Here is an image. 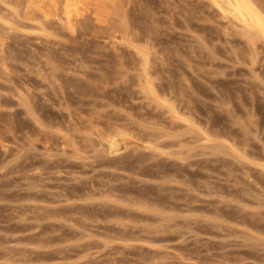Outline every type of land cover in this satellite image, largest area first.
<instances>
[{"label": "rangeland", "instance_id": "rangeland-1", "mask_svg": "<svg viewBox=\"0 0 264 264\" xmlns=\"http://www.w3.org/2000/svg\"><path fill=\"white\" fill-rule=\"evenodd\" d=\"M4 1L10 3L9 0ZM208 1L209 0H168L167 2V0H124L123 2V0H120V13L124 14L126 20L124 23L119 22L118 24L122 25V27L119 25L118 28L121 30L124 29V26L127 31L122 34L125 33L124 37L128 36V34L129 36L123 38L122 34L120 35V31H118L120 38L117 39V42L120 41L119 39L123 41L121 43H116L115 46L109 47L107 45L111 44L106 43V45L103 43V41H101V34H98L99 32H97V35H99L100 38L97 36L94 38V36L91 35L88 38V41L89 39L97 41L95 42L96 44L93 41L82 44L84 42L83 35L82 37L81 35L77 37V40H72L67 36L68 32H64V34L66 33L65 39H63V35H61L62 38H58L62 43H57L52 41L54 40L52 34L57 30L55 27H53V30L51 27H47L48 29L43 31L37 26L35 28L28 20L24 21L23 18H21L20 21L18 20V22L16 21L15 24H13V28L9 29L10 31H5L7 28L4 29L5 26H0V34H2L3 31V34L7 33L8 35L5 39V46H7L4 49L7 48L8 50L10 47L14 46L11 49L18 48L19 51H12L11 49L8 51H12L15 57H19L21 53L24 55H22L24 58L19 57L18 60L15 59L17 61L13 60L14 62H12L15 64L13 68L16 67L18 69L19 65L23 67H20L21 69L19 68L18 71L17 69H13L12 82L5 83L0 78V82L2 83H0V87L2 88V86H5V88L11 89L9 90L10 92L6 91L7 88L5 90L4 88L0 89L1 98H3V100L5 99V103H3L2 100L1 110H11L10 116L4 114L3 117L1 116L0 118V140L2 141H0V264H264V230L258 227V225L264 224V195H262L264 192L261 193L262 191L260 188L263 186L264 174L260 172L259 166L257 167L258 164H264V85H262L264 84V46L261 41H257V45H261L259 47L260 49L258 48V56L255 60L258 62H255L257 65H255L254 62L251 63L249 60L251 54L249 53V55V51H246V48L248 49L246 41L243 40L244 38L242 36L236 33L238 29L236 30V27L231 22L229 25V20L227 18H220L223 16L216 10V7ZM257 1L261 2V5L264 6V0ZM127 2L128 4H126ZM200 2L203 3L201 4ZM259 2L257 3L258 6ZM0 5L2 7L4 6L2 3ZM10 6H14V4L10 3ZM189 14L191 16H189ZM195 14L197 17H195ZM201 14H203V16ZM131 15H133L134 18L136 17L135 21H133L134 19L133 16L131 18ZM207 16L209 17L207 18ZM137 18L140 20H137ZM150 19L152 21H148ZM134 22L141 28L133 24ZM143 22L145 24L142 25L141 23ZM21 23L22 27L20 26V28L19 25H21ZM24 23H26V25H23ZM231 24H233L236 31L232 29ZM14 25L15 27L18 25L19 28L17 27L15 29ZM132 25L137 27V30ZM23 26H26V28ZM132 28L135 29L136 32H141L143 29L149 32L147 31L146 33L143 30L141 33L142 35L137 32L142 36L140 38V36H137L138 34H136L135 30L132 31ZM152 28H154V30H152ZM228 28L230 31H233L230 32L227 30ZM11 30L14 32L15 30L17 32L19 31V34L16 32L15 36L14 32ZM201 30L202 34L200 32ZM45 32L51 35L47 37L44 35ZM144 32L145 35H143ZM231 33H234L233 35L235 38ZM235 33L240 36V38ZM35 35L36 37H34ZM38 36L41 40H38ZM134 36L138 39L134 38ZM67 37L68 39H66ZM130 37H133V39H129ZM11 38L13 41H11ZM78 38H81V40H78ZM8 39H11V42H9ZM134 39L139 41H134ZM68 40L72 44L68 42ZM48 41L49 43H45ZM98 41L102 42V46H99L100 48L97 46V44H100ZM146 41L149 42L147 43ZM224 41L225 43H223ZM18 42H20L22 46L19 45L20 43ZM90 42H93L95 46L93 44L91 46L89 45L90 47L88 46L87 49L86 45L91 44ZM210 42L212 44H210ZM8 45L12 46L8 48ZM66 45L68 46L66 47ZM82 45H84V47ZM19 46L22 48H19ZM47 46L48 48H46ZM80 46H82L81 48L85 49V51L80 49L79 52ZM93 46L95 48H93ZM61 47L64 49L67 48L64 55V49ZM96 47H98V49ZM105 47L107 48L105 49ZM111 47H113V49L116 47L115 50L118 54H115V50H113V52H115L113 53ZM43 48L48 52L56 49L57 51L53 50L54 53L51 54L56 56L60 55V60L58 62H56V60V63H54H58L59 65L63 64L64 66L62 67H65L64 69L62 67L60 68L57 64L59 66L58 76L60 73H64L58 78L60 81L59 83L64 87L62 88H66L65 90H61L65 92L68 90L64 94V96L67 97H64L59 89L57 90L59 93L57 92L56 95V84H52L50 80L42 79L35 73L33 74V72L27 71L28 67H32L33 64L35 66L37 61L39 65L43 64L44 70L49 71V67L44 65L43 60L41 61L42 58L40 59L39 57V54L43 55ZM91 48L94 50H91ZM137 49L140 53L143 51L142 53H146L148 56L149 54H154V56H156V58H152V56L149 57L157 64L160 72V75H158L160 77L158 75H153L154 77L152 76L151 78H154L153 82L155 84L160 82L166 90V92L160 91L161 93L157 96L161 98L158 97V99L163 100V102L165 100L167 104L174 105L176 108L178 107L177 110L180 112V115L183 118H187L193 124V132H188L186 131L188 128L184 125V122H175V125H178H176L174 132H184V136H191L194 143L190 145L193 148L190 151L191 155L186 159L153 153L146 148L134 149L133 146L109 149L107 148V142H105L103 138H100L107 134L105 131L109 130L107 126L109 121L115 119L113 123L115 122L114 124L116 125L124 123L126 122V118L123 119L122 117L126 116L124 114L127 113L134 114L133 118L136 114L141 112H146L148 114L154 113L156 119H160L159 122L163 120L161 122L163 124L167 123L169 120L167 118L168 113L161 115V110L155 107L152 101L149 99L147 100L137 84L138 77L136 79L134 78L136 73L137 75L135 76H138L142 72L139 58L140 53H138ZM238 49L239 51H236ZM71 50L78 51L75 56H87L86 60L93 59L91 61L95 64L97 62V66H93L94 63L91 61L90 63H92V65L88 62L90 66L87 61L86 65L84 63L83 67L76 66V64L78 65L77 61L71 62L73 58L69 56L75 54V52ZM27 51H31L32 53H28L31 56L26 58L25 56L28 55ZM45 51L44 53H46ZM101 51H103L104 54H102L103 52ZM5 52L9 53L7 51ZM19 52L21 53L19 54ZM96 52L97 55L101 53L102 56H97ZM16 53H18V55ZM79 53H84L86 55L83 54L84 56H82V54L79 55ZM33 55L36 56V58H33ZM88 55L90 56L88 57ZM59 57H57V59H59ZM65 57L67 58L65 59ZM115 57L120 58V63H116V66L115 63L113 64ZM209 57L211 58L210 60ZM37 58H39L42 63H39L40 61ZM19 59L22 61H19ZM94 59H96V61H94ZM25 60L29 61L26 65ZM31 61L34 63L29 65ZM130 63L132 66H130ZM134 63L137 64L135 65ZM104 64L108 67H105ZM68 66L71 67L67 68ZM103 66L108 69H104ZM111 66L113 68H111ZM98 67L111 73L112 69L117 71L119 69L120 74H116L115 76L114 73L112 76L118 81H111L105 88L107 94V100H105L107 105L92 106L91 104L93 103L90 101V99L92 100L93 98L91 96L92 85L90 84L99 74V71L96 70ZM137 67L138 69L140 68L139 70L141 71H139ZM205 67L209 68L208 71ZM79 69L83 70L84 73L79 71ZM210 69H212V71ZM22 70H24V72ZM120 70H122V72ZM89 71L97 74V76L94 74L91 75ZM14 72H16L17 75L20 72V78ZM75 72L79 73L76 74ZM80 72L83 73V76ZM214 74L217 75L215 76ZM20 75H24L25 77L23 76V78L29 76L27 78L30 79L26 81H30V85L33 84L30 90L37 89V87L43 88L32 91V105L37 102L35 103L36 105L34 104L33 108H35V117L38 116L34 121H31V117L26 114L24 107L16 100V95L20 90L21 93H25L23 86V90L21 87H19L20 90L17 87L22 83L19 82V79L22 78ZM182 75L185 77L187 86ZM213 75L214 77H212ZM249 75H251L252 78ZM16 76L19 79L16 78ZM31 76L33 78L35 77L33 79L34 81L31 80ZM71 76L74 78H71ZM157 76L159 78H157ZM160 78L163 80L161 81ZM15 79L16 83L19 82V84L14 82ZM22 79L21 81H25ZM82 79H85L86 82L85 80L82 82ZM241 80L243 82H240ZM78 81L79 86L77 85ZM171 83L174 86H171ZM191 83L193 84L191 85ZM217 83L220 84L216 85ZM6 84L11 85V88ZM38 84L41 85L39 86ZM66 84L68 88L65 86ZM70 84L73 88L70 87ZM87 86H91V90ZM172 87L174 89H172ZM38 90L39 93L42 91L44 94L41 93V96ZM11 91L15 96L12 95ZM170 91L177 92V94L179 93V96L176 97L177 94L174 92L175 96H173V93ZM184 91L186 92L184 93ZM34 94L36 95L35 98ZM58 94L61 96V99L60 97H56ZM82 94L85 97H82ZM38 95L41 97H38ZM46 97L48 100H45ZM79 97L82 98L80 99ZM58 98L60 100H58ZM77 99L79 102L81 101L80 104ZM188 99L191 100L188 101ZM61 100L63 102L66 100L64 102L65 106L61 107V105H64ZM161 100L160 102H162ZM59 101L61 103H59ZM37 104L40 105L38 106ZM43 104H45V106ZM68 105L70 108H67ZM152 105L155 109L151 108ZM72 106L74 109H71ZM41 108L43 109L42 111ZM78 108L80 111H75V109L79 110ZM87 108L90 109L88 110ZM91 108L95 109L98 114H93L95 110L93 111ZM71 110H74L72 111L73 113L78 112L76 114L77 118L80 116L79 119L83 121L73 116L75 113H70ZM118 111L119 113L116 114ZM38 112L44 115L41 116ZM13 113L15 115H13ZM52 114H54L55 117ZM45 115L46 117H43ZM108 116H111L109 120ZM115 116L116 118H114ZM71 118L75 120L73 121ZM93 119L95 121H93ZM150 120L147 119V121ZM164 120H167V122ZM69 123H71V126H69ZM74 123H76V125ZM78 123H80V127L77 125ZM101 127L104 128L102 129ZM157 128L161 129L162 127L160 125L157 126ZM258 129H261V132ZM230 130L233 132L230 133ZM47 131L52 135L50 136ZM196 132L198 133L196 134ZM244 132L249 138H247V142H249L251 147L253 146L252 150L255 151L254 153L257 151L259 153L254 154V157H250L248 159L249 162L236 160V158L221 152L216 153L208 149H203V147L199 145L201 140L197 141V136L205 133L209 136L213 135V140L226 139L232 142L234 138H237L236 140L238 142L240 138H243ZM102 133H105L103 134L104 136L101 135ZM53 135L57 136L53 137ZM235 135H237V137ZM60 136L62 137L59 138ZM84 136L87 137L84 138ZM232 136H234V138ZM88 137H90V139ZM62 138L63 141L65 139L66 144L61 140ZM74 139L75 143H72ZM79 139H81L80 141L82 143ZM66 145H70V147ZM81 148L83 149L81 150ZM249 149L251 148L249 147ZM87 156L90 158H87ZM248 175L251 177H248ZM255 186H257V188ZM136 195H138V197ZM168 197L169 199H166ZM129 198H135L134 200L140 199L143 203L138 202L139 204H130L127 200ZM124 199L127 201H124ZM261 199H263V201H260ZM156 200H158L159 204ZM144 203L149 206H145ZM255 203L256 205L258 204L257 207ZM161 204H164L166 208ZM259 205L261 206L259 207ZM255 208L257 210H255ZM115 212L116 214L119 213V216L116 215ZM126 213H129L127 214L128 216ZM218 213L222 214L220 215ZM123 214L126 215L127 218L126 216L124 217ZM248 214L249 216H246ZM250 214L253 215V218L250 217ZM168 217L169 219L167 220ZM159 222H161V224H159ZM255 222L256 226L251 224ZM257 227L258 229H256ZM106 229L107 232H105ZM109 229L110 231H108ZM120 231L123 232V235ZM110 232L113 234L110 235ZM127 232L132 233L130 235ZM104 233L106 238L103 235Z\"/></svg>", "mask_w": 264, "mask_h": 264}, {"label": "bare ground", "instance_id": "bare-ground-1", "mask_svg": "<svg viewBox=\"0 0 264 264\" xmlns=\"http://www.w3.org/2000/svg\"><path fill=\"white\" fill-rule=\"evenodd\" d=\"M10 1V3H13L14 4V6H10V3L7 1H4V0H0V2L2 3V4H4V6L2 7L1 5H0V26L1 27H3V26H5L4 27V29L5 28H7L5 31H8L9 29H12L13 28V24H15V22L17 21L18 22V20L20 21V19L21 18H23L24 19V21H26V20H28L29 22H30V24H33L34 25V27L36 28V26L37 27H39L40 29H42L43 31L45 30V29H48L47 27H51L52 28V30H53V27H55L56 29V31L52 34V36L54 37V40H52V41H54V42H57V43H59L60 41H59V37H61V35H63V39H65L64 37L66 36L65 34H64V32H68V35L67 36H69V38L70 39H72V40H75L77 37H80V35H81V37H82V35L84 36V42L83 41H81V42H83L82 44H85V43H89V41H93L92 39H89V41H88V38H89V36L91 35V36H94V38H95V36H97L98 38H100L99 37V35H97V32H99L98 34H101L100 36L102 37V40L101 41H103V43H107V44H111V45H107L108 47L109 46H115V44L116 43H118V42H122L123 40H121V39H119L120 41H118L117 42V39L118 38H120L119 37V33H118V31H120V35L123 33V32H125V31H127V29L123 26V28L124 29H119L118 28V26L120 25V24H118L119 22H125V17H124V14L122 15L121 13H120V7H121V4H120V0H9ZM183 1V0H182ZM198 1V0H197ZM215 7H216V10L223 16V17H220V18H227L228 20H226V21H228V23H229V25H230V22L231 23H233L234 24V26L236 27V30L238 31H236L235 30V27L233 26V24H231V26H232V29H234L235 31H236V33L237 34H239L240 36H242L244 39L243 40H245L246 41V44H247V47H248V49L246 48V51L248 50L249 52H248V54L250 53L251 54V57H250V62L251 63H253L254 62V64L255 65H257V63H255V62H258V61H255L256 60V57L258 56L257 54H258V50L260 49L259 47L261 46H258L257 44V41L259 42V41H261V43L263 44V46H264V13H263V11H264V6L263 5H261V2H259V1H257V0H209ZM208 1V2H209ZM123 2H124V0H123ZM122 2V3H123ZM167 2H168V0H167ZM185 2V1H184ZM259 2V6L257 5V3ZM264 2V1H263ZM0 3V4H1ZM133 3V2H132ZM135 3V2H134ZM199 3V2H198ZM201 3V2H200ZM203 3V2H202ZM201 3V4H202ZM204 3H206V2H204ZM126 4H128V2L126 3ZM182 4V3H181ZM207 4V3H206ZM149 5V4H148ZM209 5V4H208ZM126 6V5H125ZM141 6V5H140ZM196 6V5H195ZM214 6H212V7H214ZM263 6V7H262ZM146 7V6H145ZM260 7H262V8H260ZM122 9V8H121ZM146 9V8H145ZM148 9V8H147ZM215 9V8H214ZM125 10V9H124ZM149 10H150V8H149ZM187 10V9H186ZM215 10V11H216ZM263 10V11H262ZM200 11V10H199ZM126 12V11H125ZM131 12V11H130ZM129 12V13H130ZM185 12V11H184ZM135 13V12H134ZM186 13H187V11H186ZM218 13V14H219ZM133 14V13H132ZM185 14V13H184ZM200 14V13H199ZM220 14H219V16H220ZM143 15V14H142ZM146 15V14H145ZM148 15V14H147ZM150 15H152V14H150ZM183 15V14H182ZM196 15V14H195ZM194 15V16H195ZM202 16H203V14H201ZM200 15V16H201ZM206 15H208V14H206ZM210 15V14H209ZM127 16V15H126ZM132 16L133 15H131V18H132ZM189 16H191L190 14H189ZM188 16V17H189ZM129 17V16H128ZM187 17V18H188ZM195 17H197V15L195 16ZM209 16H207V18H208ZM130 18V17H129ZM136 18V17H135ZM135 18H134V16H133V21H135ZM144 18V17H143ZM150 18H151V16H150ZM204 18V17H203ZM206 18V17H205ZM145 19V18H144ZM143 19V20H144ZM147 19H149V18H147ZM146 19V20H147ZM184 19V18H183ZM193 19V18H192ZM119 20H121V21H119ZM137 20H140V19H138L137 18ZM185 20V19H184ZM203 20V19H202ZM205 20V19H204ZM223 20V19H222ZM128 21H129V19H128ZM148 21H152L151 19L150 20H148ZM186 21V20H185ZM188 21H189V18H188ZM22 22V21H21ZM90 22V23H89ZM141 22V21H140ZM212 22V21H211ZM28 23V22H27ZM139 23V22H138ZM191 23V22H190ZM30 24H28V25H30ZM126 24V23H125ZM132 24V23H131ZM133 24H135V22L133 23ZM137 24V23H136ZM135 24V25H136ZM140 24V23H139ZM142 25L143 24H145L144 22L143 23H141ZM148 24V23H147ZM185 24V23H184ZM201 24V23H200ZM225 24V23H224ZM19 25V24H18ZM18 25H17V27H18ZM23 25H26V23H24ZM127 25V24H126ZM149 25V24H148ZM206 25V24H205ZM22 27V23H21V25H19V27ZM121 27H122V25H120ZM129 26V25H128ZM133 26V25H132ZM137 26V25H136ZM153 26V25H152ZM14 27H15V25H14ZM17 27H15V29L17 28ZM18 27V28H19ZM20 27V28H21ZM23 27H25L26 28V26H23ZM134 27V26H133ZM138 27V26H137ZM137 27H134V28H136V30H137ZM140 27V26H139ZM138 27V28H139ZM220 27V26H219ZM230 27V26H229ZM234 27V28H233ZM30 28V27H29ZM50 28V29H51ZM128 28V27H127ZM131 28V27H130ZM141 28V27H140ZM146 28V27H145ZM205 28V27H204ZM1 29V28H0ZM23 29V28H22ZM49 29V30H50ZM97 29V30H96ZM143 29V28H142ZM148 29V28H147ZM198 29H200V28H198ZM226 29V28H225ZM130 30V29H129ZM133 30H135V29H133L132 28V31ZM136 30H135V32H136ZM138 30H141V29H138ZM144 30V29H143ZM143 30L141 31V32H138L139 34H141L142 32H143ZM152 30H154V28H152ZM204 30V29H203ZM221 30V29H220ZM227 30H229V28L227 29ZM1 31V30H0ZM10 31V30H9ZM12 31V30H11ZM145 31V30H144ZM148 31V30H147ZM147 31H145L146 33H147ZM230 31V30H229ZM231 31H233V30H231ZM230 31V32H231ZM234 31V32H235ZM12 32H14V31H12ZM11 32V33H12ZM16 30H15V32H14V34H15V36H16ZM19 32V31H18ZM17 32V33H18ZM40 32H41V30H40ZM135 32H132V33H135ZM136 32V34H138ZM145 32H144V34L143 35H145ZM149 32V31H148ZM154 32V31H153ZM201 32V34H202V30L200 31ZM1 33V32H0ZM42 33V32H41ZM155 33V32H154ZM153 33V34H154ZM223 33V32H222ZM228 33V32H227ZM235 33V34H236ZM13 34V33H12ZM19 34V33H18ZM21 34V33H20ZM24 34V33H23ZM125 34V33H124ZM124 34H122V36H123V38H125V37H128L129 36V34H128V36H125L124 37ZM137 35V36H140V35ZM149 34V33H148ZM199 34V33H198ZM197 34V35H198ZM232 34V33H231ZM230 34V35H231ZM234 34V33H233ZM232 34V35H233ZM236 34V35H237ZM22 35V34H21ZM44 35H46L47 37H49L51 34H49V33H47V32H45L44 33ZM142 35V34H141ZM222 35H224V34H222ZM227 35V34H226ZM121 36V37H122ZM132 36V35H131ZM211 36V35H210ZM238 36V35H237ZM236 36V37H237ZM240 36H238L239 38H240ZM8 37V35H7V33H4L3 34V31H2V34H0V78H1V80L2 81H4L5 83L6 82H12V80H13V69L14 70H16L17 68L15 67V68H13L14 67V65L15 64H13L12 62H14L13 60H15V59H17L18 60V58L19 57H23L24 55H23V53H21V52H19V54H20V56L18 57H15V54H12L13 52V50H15V51H19L18 50V48H14V49H11V48H13V47H10L9 48V46H12V45H8V48L9 49H11L10 51L11 52H9L8 50H7V48L6 49H4L6 46H5V39ZM19 38H21L20 36H18ZM22 37H23V35H22ZM34 37H36V35L34 36ZM41 37V36H40ZM45 37V36H44ZM46 37V38H47ZM142 36H140V38H141ZM149 37V36H148ZM198 37H199V35H198ZM215 37V36H214ZM233 37L235 38V36L233 35ZM242 37H241V39H242ZM10 38V37H9ZM24 38H26V37H24ZM38 38H39V36H38ZM62 38V37H61ZM93 38V37H92ZM97 38V39H98ZM134 38H136L135 36H134ZM150 38V37H149ZM205 38V37H204ZM208 38V37H207ZM219 38V37H218ZM222 38V37H221ZM228 38H229V36H228ZM12 39V38H11ZM10 39V40H11ZM22 39V38H21ZM33 40H36V39H34V38H32ZM66 39H68V37L66 38ZM129 39H133V37L131 38H129ZM128 39V40H129ZM136 39H138V38H136ZM210 39V38H209ZM208 39V40H209ZM222 39H224V38H222ZM226 39V38H225ZM9 40V39H8ZM9 40V42H11V41H13V39L10 41ZM27 40V39H26ZM38 40H41L40 38L38 39ZM56 40V41H55ZM77 40V39H76ZM78 40H81V38L79 39L78 38ZM149 40V39H148ZM207 40V39H206ZM211 40V39H210ZM218 40V39H217ZM216 40V41H217ZM235 40V39H234ZM240 40V39H239ZM238 40V41H239ZM14 41H15V37H14ZM16 41H18V40H16ZM45 41V40H44ZM134 41H137V40H135L134 39ZM139 41V40H138ZM137 41V42H138ZM141 41V40H140ZM150 41V40H149ZM148 41V42H149ZM219 41V40H218ZM232 41V40H231ZM231 41H230V44H231ZM8 42V41H7ZM68 42H70L69 40H68ZM94 43L95 42H97V41H93ZM91 43V44H87L86 46H87V49H88V46L90 45H94L95 46V44L94 43ZM99 42V41H98ZM124 42H126V41H124ZM132 42V41H131ZM147 42V41H146ZM147 42V43H148ZM200 42V41H199ZM204 42V41H203ZM212 42V41H211ZM210 42V44H212ZM15 43V42H14ZM18 43H20V42H18ZM25 43H26V41H25ZM41 43V42H40ZM45 43H49V41L48 42H45ZM60 43H62V42H60ZM71 43V42H70ZM77 43V42H76ZM100 44L98 45L97 44V46L99 47V46H102L101 45V43L102 42H99ZM133 43V42H132ZM158 43V42H157ZM162 43V42H161ZM201 43V42H200ZM206 43V42H205ZM208 43H209V41H208ZM223 43H225V41L223 42ZM234 43V42H233ZM241 43V42H240ZM243 43H244V41H243ZM7 44H9V43H7ZM16 44H17V42H16ZM72 44V43H71ZM71 44H70V46H71ZM81 44V43H80ZM134 44V43H133ZM143 44V43H142ZM145 44V43H144ZM150 44V43H149ZM153 44V43H152ZM158 44H160V43H158ZM202 44V43H201ZM207 44V43H206ZM245 44V43H244ZM243 44V45H244ZM260 44V43H259ZM19 45H21V43L19 44ZM27 45V44H26ZM41 45V44H40ZM43 45V44H42ZM48 45V44H47ZM75 45V44H74ZM141 45V44H140ZM139 45V46H140ZM151 45V44H150ZM163 45V44H162ZM235 45V44H234ZM239 45V44H238ZM16 46H18V45H16ZM22 46V45H21ZM21 46H19V48L21 47ZM50 46V45H49ZM62 46H65V45H62ZM68 45H66V47H67ZM83 47H84V45H82ZM82 46H80L79 47V52H80V49H82L81 47ZM89 46V47H90ZM93 46V48H95ZM119 46V45H118ZM207 46H208V44H207ZM212 46V45H211ZM232 46H233V44H232ZM240 46V45H239ZM37 47V46H36ZM65 47V48H66ZM72 47H74V46H72ZM77 47H78V45H77ZM98 47H96L97 49H98ZM161 47V46H160ZM229 47V46H228ZM246 47V46H245ZM22 48V47H21ZM28 48V47H27ZM46 48H48V46L46 47ZM61 48H63V47H61ZM93 48H91V50L93 49ZM100 48V47H99ZM107 47H105V49H106ZM112 48V52H113V50H115L116 49V47H115V49H113V47H111ZM235 48V47H234ZM242 48V47H241ZM259 48V49H258ZM52 49V48H51ZM60 49V48H59ZM58 49V50H59ZM64 49V48H63ZM63 49H61V50H63ZM69 49H70V47H69ZM75 49V48H74ZM104 49V50H105ZM142 49V48H141ZM227 49V48H226ZM28 50V49H27ZM47 50V49H46ZM54 50V49H53ZM52 50V51H53ZM56 50V49H55ZM54 50V51H55ZM82 50H84L85 51V49H82ZM89 50H90V48H89ZM94 50V49H93ZM103 50V51H104ZM108 50V49H107ZM106 50V51H107ZM150 50V49H149ZM213 50V49H212ZM230 50V49H229ZM234 50V49H233ZM5 51H7V52H9V53H6ZM14 51V52H15ZM24 51V50H23ZM29 51V50H28ZM27 51V54L28 53H32L31 51L30 52H28ZM44 51H45V49L43 48V55H40L39 53V57H40V59H41V61L43 60V63H44V65H47L48 67V69H49V71H46V70H44V66H43V64L42 65H39L37 62H36V65L34 66V64H33V66L32 67H28V69H27V71L28 72H33V74L35 73L37 76H39L40 78H42V79H48V80H50V82L52 83V84H56V88H55V93H56V95H57V92L59 93V91H57L58 89L60 90V93L61 94H63V96H64V94L68 91V90H66V92L65 91H63V90H65V89H63L64 87L62 86V84L61 83H59L60 81H59V76L60 75H62V74H64V73H60V75L58 76V67L60 66V68L62 67V66H64L63 64H61V65H59L58 63V65L57 64H55L56 62H58L59 60H60V55H52L53 53H54V51L52 52V51H45L46 53H44ZM57 51V50H56ZM67 51V48L66 49H64V52H63V55H64V53ZM69 51V50H68ZM72 51V50H71ZM87 51V50H86ZM103 51H101V52H103ZM105 51V52H106ZM119 51V50H118ZM137 51H138V53H140L139 52V50L137 49ZM141 51V50H140ZM146 51V50H145ZM236 51H239V49L238 50H236ZM241 51H242V49H241ZM240 51V52H241ZM245 51V50H244ZM25 52V51H24ZM72 52H75V54H71V55H69V56H71L73 59H72V61L71 62H76L77 61V63H78V65L76 64V66H78V67H83V65H84V63H85V65H86V61H87V63L89 62L90 63V61L91 60H93V59H91V60H86V57H81V56H75L76 54H77V52L76 51H72ZM82 52V51H81ZM95 52V51H94ZM116 52V53H115ZM115 52H113V53H115V54H118V52L115 50ZM143 51H141V53H140V63H141V69H142V72H141V74H139L138 76H135V75H137V73L135 74V73H133V74H135L134 75V78L136 79L137 77V84H138V86H139V88H140V90H141V92H142V94H144V96L147 98V100L149 99L150 101H152L155 105V107H158L159 108V110H161L160 111V113H161V115L162 114H167L168 113V116H167V118L169 119L168 120V122H167V120L165 121V122H167V123H165V124H163V123H161V122H159L160 121V119L159 120H157L156 119V117L154 116V113L153 114H148V113H146V112H141V113H138V114H136L135 115V117L133 118V115L134 114H124V115H126V116H123L122 114V118L124 119V118H126V122H124V123H121V124H118V125H116V124H114L113 123V121H115V119L114 120H111L112 121V123H111V121H109V123H107V126L109 127L108 129L109 130H107V131H105V132H107V134L104 136L103 134H105V133H102L101 135L102 136H104V137H100L101 139L103 138V140L105 141V142H107V144H108V147L107 148H109V149H113V148H120V147H130V146H133L134 147V149L135 148H146V149H148L149 151H151V152H153V153H158V154H165V155H167V156H175L176 158H179V159H186V158H188L190 155H191V153H190V151H191V149L193 148L192 146H190L191 144H194L193 143V140L191 139V136H189V137H185L184 136V132H180V131H178V132H174V129L176 128V125H178V124H176L175 125V122H184V125L188 128L186 131H188V132H193V124H192V122H190L187 118H183L181 115H180V112H178V107L176 108L174 105H169V104H167L166 102H165V100H164V102H163V100H161L162 102H160V100L158 99V97L159 96H157V95H159V93H161V92H166V90L164 89V87H163V85L159 82L158 84H155L154 82H153V79L154 78H151L153 75L155 76V75H160V72H159V68L157 67V64L154 62V60L152 59L153 57H155L156 58V56H154V54L153 55H150L149 53V56H152V58H150L146 53H142ZM147 52V51H146ZM163 52V51H162ZM208 52V51H207ZM213 52V51H212ZM222 52H224V51H222ZM232 52V51H231ZM52 53V54H51ZM89 53V52H88ZM122 53V52H121ZM236 53H239V52H236ZM17 55H18V53H16ZM26 54V53H25ZM33 54H34V52H33ZM56 54H57V52H56ZM59 54H61V53H59ZM82 54V56H84V55H86V54H84V53H81ZM80 53H79V55H81ZM84 54V55H83ZM92 54V53H91ZM102 54H104V52L102 53ZM102 54L100 53V54H98L97 55V52H96V55L97 56H99V55H101L102 56ZM110 54V53H109ZM152 54V53H151ZM210 54V53H209ZM215 54V53H214ZM223 54V53H222ZM243 54V53H242ZM244 54H246V53H244ZM249 54V55H250ZM263 54V53H262ZM14 55V56H13ZM23 55V56H22ZM36 55V54H35ZM112 55V54H111ZM122 55V54H121ZM129 55V54H128ZM137 55V54H136ZM212 55V54H211ZM227 55H228V53H227ZM230 55V54H229ZM241 55V54H240ZM239 55V56H240ZM28 56H31V55H26L25 57L27 58ZM69 56H67V57H69ZM90 55H88V57H89ZM92 56H93V54H92ZM132 56V55H131ZM233 56V55H232ZM236 56H237V54H236ZM243 56V55H242ZM248 56V55H247ZM36 58V56H34L33 55V58ZM38 57V56H37ZM57 57H59V59H57ZM67 57H65V59L67 58ZM103 57H105V56H103ZM108 57V56H107ZM120 57V56H119ZM130 57V56H129ZM133 57V56H132ZM222 57V56H221ZM230 57V56H229ZM246 57V56H245ZM261 57V56H260ZM24 58V57H23ZM25 58V59H26ZM31 58V57H30ZM63 58V57H62ZM91 58V57H90ZM90 58H87V59H90ZM121 58V57H120ZM120 58H117V57H115L114 59H115V61H113V64L115 63V66H116V63H120ZM232 58H234V57H232ZM38 60H39V58H37ZM69 59V58H68ZM134 59V58H133ZM208 59V58H207ZM211 58L209 57V60H210ZM216 59V58H215ZM242 59V58H241ZM261 59H262V57H261ZM260 59V60H261ZM17 60H15V61H17ZM29 60H31V59H29ZM57 60V61H56ZM64 60V59H63ZM109 60H110V58H109ZM108 60V61H109ZM135 60V59H134ZM133 60V61H134ZM137 60H138V58H137ZM186 60H187V58H186ZM249 60H248V62H249ZM19 61H22V60H20L19 59ZM18 61V62H19ZM40 61V60H39ZM39 62V63H42V62ZM56 61V62H55ZM66 61V60H65ZM94 61H96V59H94ZM185 61V60H184ZM212 61H214V60H212ZM211 61V62H212ZM240 61V60H239ZM245 61H246V59H245ZM244 61V62H245ZM263 61V60H262ZM261 61V62H262ZM24 62V61H23ZM22 62V63H23ZM25 65L29 62L28 60L26 61L25 60ZM55 62V63H54ZM70 62V61H69ZM91 62H93V61H91ZM128 62V61H127ZM165 62V61H164ZM187 62V61H186ZM203 62H204V60H203ZM202 62V63H203ZM32 63H34V62H32L31 61V63H29V65L30 64H32ZM88 63V64H89ZM94 63V62H93ZM99 63V62H98ZM106 63H107V61H106ZM111 63V62H110ZM110 63H108V64H110ZM124 63V62H123ZM139 63V64H140ZM217 63V62H216ZM259 63H260V61H259ZM64 64H66V63H64ZM91 65H92V63H90ZM90 64H89V66H90ZM96 64H97V62H96ZM95 63H94V65L93 66H95L96 65ZM99 64H101V63H99ZM128 64H129V62H128ZM131 64V63H130ZM135 64V63H134ZM137 64V63H136ZM135 64V65H136ZM138 64V65H139ZM195 64H197V63H195ZM215 64V63H214ZM17 65V64H16ZM19 65V64H18ZM23 65V64H22ZM68 65H70V64H68ZM74 65V64H73ZM72 65V66H73ZM105 65V64H104ZM198 65V64H197ZM207 65V64H206ZM97 66V65H96ZM95 66V67H96ZM99 66V65H98ZM101 66V65H100ZM120 66V65H119ZM124 66V65H123ZM127 66V65H126ZM130 66H132V64L130 65ZM184 66V65H183ZM253 66V65H252ZM264 66V65H263ZM262 66V67H263ZM23 68L22 66H18V69L19 68ZM71 67V66H70ZM69 66L67 67V68H70ZM75 67V66H74ZM77 67V68H78ZM102 67V66H101ZM101 67H98L96 70H98L99 71V74H98V76H97V74H95V73H91L90 71V73H91V75H96L97 77H95V81L93 80V82L90 84V85H92V87H91V89H90V87H88L92 92H91V96L93 97L92 98V100L90 99V101L93 103V104H91L92 106L93 105H107L106 104V96H107V94H106V91H105V88H106V86H107V84H109L111 81L112 82H115V81H118V80H115V77H113L112 75L115 73V76H116V74H120V72H119V69H118V71L117 70H115V69H112V73L111 72H107V70H104V69H108V68H104V66H103V68H101ZM105 67H108V66H106L105 65ZM175 67V66H174ZM181 67H182V65H181ZM260 67V66H259ZM20 68V69H21ZM25 68V67H24ZM63 68V67H62ZM65 68V67H64ZM63 68V69H64ZM76 68V69H77ZM111 68H113L112 66H111ZM127 68H128V66H127ZM217 68H218V66H217ZM256 68V67H255ZM18 69H17V71H18ZM46 69V68H45ZM75 69V68H74ZM85 69V68H84ZM92 69V68H91ZM137 69H138V67H137ZM140 69V68H139ZM138 69V70H139ZM182 69V68H181ZM205 69L208 71V69L209 68H206L205 67ZM214 70H216L215 68H213ZM254 69V68H253ZM87 70V69H86ZM94 70V69H93ZM114 70V71H113ZM129 70V69H128ZM138 70H137V72H138ZM173 70V69H172ZM183 70V69H182ZM211 71H212V69H210ZM23 72H24V70H22ZM70 71H72V70H70ZM69 71V72H70ZM79 71H82L83 72V70H80L79 69ZM121 72H122V70H120ZM139 71H141V70H139ZM174 71V70H173ZM180 71V70H179ZM189 71H190V69H189ZM219 71V70H218ZM63 72V71H62ZM82 72H80L81 73V75L84 73H82ZM88 72V73H89ZM119 72V73H118ZM161 72H163V71H161ZM176 72V71H175ZM185 72V71H184ZM215 72V71H214ZM217 72V71H216ZM220 72V71H219ZM259 72V71H258ZM15 74H16V72H14ZM20 73V72H19ZM19 73H18V77H19ZM27 73V72H26ZM76 73V72H75ZM77 73H79V72H77ZM76 73V74H77ZM86 73V72H85ZM87 73V74H88ZM191 73V72H190ZM248 73V72H247ZM14 74V75H15ZM177 74V73H176ZM186 74V73H185ZM185 74H184V76H185ZM222 74H224V73H222ZM236 74V73H235ZM25 75H28V74H25ZM70 75V74H69ZM124 75V74H123ZM129 75V74H128ZM158 75V76H159ZM215 75V74H214ZM214 75L212 76V77H214ZM217 75V74H216ZM215 75V76H216ZM226 75V74H225ZM232 75V74H231ZM257 75H258V73H257ZM256 75V76H257ZM16 76V78H18ZM21 76V75H20ZM24 76V75H23ZM23 76H21L22 78H23ZM79 76V75H78ZM83 76V75H82ZM81 76V77H82ZM85 76V75H84ZM112 76V77H111ZM153 76V77H154ZM157 76V78H159ZM177 76V75H176ZM183 76V75H182ZM181 76V77H182ZM183 76V77H184ZM188 76V75H187ZM186 76V77H187ZM208 76H210V75H208ZM207 76V77H208ZM219 76V75H218ZM229 76V75H228ZM249 76H251V75H249ZM25 77V76H24ZM27 77H29V76H27ZM26 77V78H27ZM32 77V76H31ZM70 77V76H69ZM73 76H71V78H72ZM211 77V76H210ZM221 77V76H220ZM219 77V78H220ZM222 77H224V76H222ZM260 77V76H259ZM20 78V77H19ZM18 78V79H19ZM21 78V79H22ZM26 78H23L25 81H21V79H19V82L22 84H20L19 86H17L18 88L19 87H21L22 88V86H23V88H24V90H25V93H21V90H20V88H19V92H18V94L16 95L17 96V99L16 100H18V102H19V104H21L23 107H24V109H25V111H26V114L29 116V117H31V121H34V120H36V118L38 117V116H36L35 117V108H33L34 107V104L35 103H37V102H35L33 105H32V101H33V99H32V94H33V92L32 91H36L37 89H43V88H38L37 87V89L35 88V89H33V90H30L31 88V85H33V84H29L30 83V81L29 82H27L26 80H29L28 78L26 79ZM35 78V77H34ZM33 77H32V81H34L33 79H34ZM62 78V77H61ZM74 78V77H73ZM79 78V77H78ZM86 78V77H85ZM116 78H119V77H116ZM131 78V77H130ZM163 78V77H162ZM218 78V79H219ZM231 78V77H230ZM230 78H228V79H230ZM251 78H252V76H251ZM22 79V80H23ZM65 79V78H64ZM124 79H125V77H124ZM133 79V78H132ZM161 79V78H160ZM180 79H182V78H180ZM187 79V78H186ZM216 79V78H215ZM227 79V78H226ZM71 80V79H70ZM73 80H75V79H73ZM85 80V79H84ZM84 80L82 79V82H84ZM91 80H92V78H91ZM134 80V79H133ZM156 80V79H155ZM163 79H161V81H162ZM179 80V79H178ZM204 80V79H203ZM214 80V79H213ZM240 80V79H239ZM239 80H238V83H239ZM18 81V80H17ZM67 81V80H66ZM123 81V80H122ZM136 81V80H135ZM180 81V80H179ZM184 81H185V77H184ZM210 81V80H209ZM222 81V80H221ZM232 81V80H231ZM237 81V80H236ZM249 81H250V79H249ZM248 81V82H249ZM14 82L16 83V79L14 80ZM19 82H17L18 84H19ZM61 82H63V81H61ZM65 82V81H64ZM73 82V81H72ZM71 82V83H72ZM85 82H86V80H85ZM126 82V81H125ZM124 82V83H125ZM129 82V81H128ZM127 82V83H128ZM156 82H157V80H156ZM186 82V81H185ZM217 82V81H216ZM215 82V83H216ZM227 82V81H226ZM240 82H243L242 80L240 81ZM251 82H253V81H251ZM1 83V82H0ZM16 83V84H17ZM36 83V82H35ZM34 83V84H35ZM65 83H68V82H65ZM79 81L77 82V85L79 86ZM81 83V82H80ZM90 83V82H89ZM214 83V84H215ZM221 83V82H220ZM219 83V84H220ZM237 83V84H238ZM260 83H262V82H260ZM2 84V83H1ZM37 84V83H36ZM74 84V83H73ZM73 84H72V86H73ZM88 84V83H87ZM136 84V85H137ZM193 83H191V85H192ZM218 83L216 84V85H219ZM232 84H233V82H232ZM253 84V83H252ZM7 86H10L9 88H11V85H9V84H6ZM29 85V86H28ZM39 85V84H38ZM41 85V84H40ZM39 85V86H40ZM134 85H135V83H134ZM133 85V86H134ZM170 85V84H169ZM173 84L171 83V86H172ZM239 85V84H238ZM262 85H264V84H262ZM1 86V85H0ZM65 86H67V84L65 85ZM75 86V85H74ZM174 86V85H173ZM186 86H187V82H186ZM199 86V85H198ZM237 86V85H236ZM240 86V85H239ZM238 86V87H239ZM249 86V85H248ZM33 87H36V86H33ZM41 87H43V86H41ZM63 87V88H62ZM70 87H71V84H70ZM192 87V86H191ZM4 88V90L7 88H5V86H2V88L0 87V89H3ZM23 88H22V90H23ZM45 88V87H44ZM67 88H68V86H67ZM71 88H73V87H71ZM71 88H69V89H71ZM136 88H137V86H136ZM199 88V87H198ZM249 88V87H248ZM54 89V88H53ZM61 89H63V90H61ZM78 89V88H77ZM88 89V90H89ZM167 89V88H166ZM172 89H174L173 87H172ZM176 89V88H175ZM188 89V88H187ZM196 89V88H195ZM236 89V88H235ZM246 89V88H245ZM253 89V88H252ZM258 89V88H257ZM9 90H11V89H6V91H8V92H10ZM13 90V89H12ZM46 90V89H45ZM84 90V89H83ZM170 90V89H169ZM189 90V89H188ZM198 90V89H197ZM3 91V90H2ZM44 91V90H43ZM46 91H48V90H46ZM70 91V90H69ZM161 91V92H160ZM176 91V90H175ZM193 91V90H192ZM222 91V90H221ZM238 91V90H237ZM4 92V91H3ZM71 92V91H70ZM73 92H75V91H73ZM82 92V91H81ZM169 92V91H168ZM167 92V93H168ZM171 92V91H170ZM174 92V91H173ZM173 92H171V93H173ZM179 92V91H178ZM186 91H184V93H185ZM189 92H190V90H189ZM194 92H195V90H194ZM11 93H12V91H11ZM15 93V92H14ZM35 93H37V92H35ZM38 93H39V90H38ZM41 93H42V91H41ZM41 93H39L40 95H41ZM46 93V92H45ZM75 93H77V92H75ZM78 93H80V92H78ZM86 93H87V91H86ZM175 93V92H174ZM174 93H173V96H175L174 95ZM42 94H44V93H42ZM49 94V93H48ZM74 94V93H73ZM90 94V93H89ZM166 94V93H165ZM175 94H177V92L175 93ZM179 94V93H178ZM176 95V97L177 96H179V95ZM189 94H191V93H189ZM228 94V93H227ZM249 94V93H248ZM253 94V93H252ZM4 95H5V93H4ZM12 95L13 96H15V94H13L12 93ZM40 95H38V97L40 96ZM88 95V94H87ZM172 95V94H171ZM182 95V94H181ZM192 95V94H191ZM232 95V94H231ZM236 95V94H235ZM261 95V94H260ZM35 94H34V98H35ZM42 96V95H41ZM40 96V97H41ZM45 96V95H44ZM82 97H85V96H83V94L81 95ZM89 96V95H88ZM236 96H238V95H236ZM37 97V98H38ZM49 97V96H48ZM56 97H60V99H61V96H59V94H58V96H56ZM64 97H67V96H64ZM69 97V96H68ZM71 97H73V96H71ZM81 97V98H82ZM188 97V96H187ZM191 97V96H190ZM189 97V98H190ZM245 97V96H244ZM256 97V96H255ZM263 97V96H262ZM6 98V97H5ZM14 98V97H13ZM44 98V97H43ZM80 98V97H79ZM80 98V99H81ZM90 98V97H89ZM159 98H161V97H159ZM171 98H173V97H171ZM183 98V97H182ZM216 98V97H215ZM219 98V97H218ZM221 98V97H220ZM228 98V97H227ZM249 98V97H248ZM59 98H58V100H60ZM65 99V98H64ZM106 99V100H105ZM180 99V98H179ZM185 99V98H184ZM252 99V98H251ZM261 99V98H260ZM2 100H3V98H1V93H0V118H1V116L3 117V115L5 114V115H7V116H10L11 115V110H1L2 108H1V105H2ZM5 100V99H4ZM4 100H3V103H5L4 102ZM34 100H36V99H34ZM40 100H41V98H40ZM45 100H48L47 99V97L45 98ZM56 100V99H55ZM67 100V99H66ZM65 100V101H66ZM74 100V99H73ZM73 100H72V102H73ZM175 100V99H174ZM187 100V99H186ZM191 100V99H190ZM189 99H188V101H190ZM254 100V99H253ZM264 100V99H263ZM37 101V100H36ZM42 101H44V100H42ZM41 101V102H42ZM62 101V100H61ZM64 101V102H65ZM68 101H70V100H68ZM67 101V102H68ZM77 101H78V99H77ZM85 101V100H84ZM89 101V102H90ZM183 101V100H182ZM220 101V100H219ZM218 101V102H219ZM251 101V100H250ZM9 102V101H8ZM15 102V101H14ZM64 102L62 101V103L64 104ZM75 102V101H74ZM79 102V101H78ZM81 102V101H80ZM80 102H79V104H80ZM112 102V101H111ZM178 102V101H177ZM185 102H187V101H185ZM184 102V103H185ZM244 102V101H243ZM253 102V101H252ZM46 103V102H45ZM48 103V102H47ZM52 103V102H51ZM54 103V102H53ZM59 103H61L60 101H59ZM76 103V102H75ZM184 103H183V105H184ZM188 103V102H187ZM220 103H221V101H220ZM240 103V102H239ZM41 104V103H40ZM39 104V105H40ZM49 104V103H48ZM244 104V103H243ZM248 104V103H247ZM36 105V104H35ZM38 105V104H37ZM38 105V106H39ZM44 106H45V104H43ZM61 105V104H60ZM69 105H70V103H69ZM67 106V108H70V106ZM83 105V104H82ZM149 105V104H148ZM245 105V104H244ZM10 106V105H9ZM52 106H54V105H52ZM62 106H65V104L64 105H61V107ZM78 106V105H77ZM87 106H88V103H87ZM87 106H85V107H87ZM89 106H90V103H89ZM126 106V105H125ZM153 106V105H152ZM151 106V108L153 109H155V107L153 106L152 107ZM221 106V105H220ZM223 106V105H222ZM247 106V105H246ZM5 107H6V105H5ZM37 107V106H36ZM97 107V106H96ZM132 107V106H131ZM149 107H150V105H149ZM223 107H225V106H223ZM222 107V108H223ZM257 107V106H256ZM259 107V106H258ZM44 108V107H43ZM94 108H95V106H94ZM150 108V109H151ZM226 108V107H225ZM238 108H239V106H238ZM248 108V107H247ZM254 108H255V106H254ZM7 109H9V108H7ZM64 109V108H63ZM71 109H74L73 108V106L71 107ZM77 109V108H76ZM75 109V111H80V109L79 110H76ZM88 110L90 109V108H87ZM125 109V108H124ZM22 110V109H21ZM43 109L41 108V111H42ZM66 110V109H65ZM70 110V109H69ZM82 110V109H81ZM91 110H95V109H93V108H91ZM159 110H158V113H159ZM247 110V109H246ZM251 110V109H250ZM17 111V110H16ZM58 111V110H57ZM72 111H74V110H71L70 111V113L72 112ZM84 111V110H83ZM115 111V110H114ZM227 111V110H226ZM46 112V111H45ZM62 112V111H61ZM112 112V111H111ZM225 112V111H224ZM238 112V111H237ZM236 112V113H237ZM39 114H40V112H38ZM52 113V112H51ZM60 113V112H59ZM73 113V112H72ZM75 113V115H73ZM72 115L73 116H76V114L78 113H76V112H74ZM82 113V112H81ZM98 114V112H96V110L93 112V114ZM107 113V112H106ZM119 113V111L118 112H116V114H118ZM121 113V112H120ZM232 113V112H231ZM254 113H255V111H254ZM25 114V115H26ZM36 114H37V112H36ZM47 114V113H46ZM61 114H63V113H61ZM60 114V115H61ZM100 114V113H99ZM108 114V113H107ZM112 114V113H111ZM244 114V113H243ZM13 115H15L14 113H13ZM41 116L42 115H44V114H40ZM53 116H54V114H52ZM58 115V114H57ZM68 115V114H67ZM80 115V114H79ZM89 115V114H88ZM92 115V114H91ZM110 115V114H109ZM237 115V114H236ZM238 115H240V114H238ZM245 115V114H244ZM28 116H27V118H28ZM47 116H48V114H47ZM81 116H82V114H81ZM95 116V115H94ZM97 116V115H96ZM98 116H100V115H98ZM114 116V115H113ZM120 116V115H119ZM6 117V116H5ZM43 117H46V115L45 116H43ZM55 117V116H54ZM67 117V116H66ZM85 117V116H84ZM104 117V116H103ZM137 117V118H136ZM139 117V118H138ZM165 117V116H164ZM7 118V117H6ZM5 118V119H6ZM57 118V117H56ZM62 118V117H61ZM60 118V119H61ZM69 118H70V114H69ZM76 118H77V116H76ZM79 118H80V116H79ZM79 118H77V119H79ZM83 118V117H82ZM89 118H90V116H89ZM111 118V116L109 117L108 116V120ZM113 118V117H112ZM114 118H116V116L114 117ZM120 118V117H119ZM243 118V117H242ZM4 119V118H3ZM40 119V118H39ZM42 119V118H41ZM46 119V118H45ZM52 119V118H51ZM72 120H73V118H71ZM91 119V118H90ZM96 119V118H95ZM101 119V118H100ZM99 119V120H100ZM122 119V120H123ZM139 119V120H138ZM147 119H151L150 121H147ZM249 119V118H248ZM254 119V118H253ZM11 120V119H10ZM9 120V121H10ZM48 120V119H47ZM54 120V119H53ZM59 120V119H58ZM68 120V119H67ZM75 120V119H74ZM73 120V121H74ZM80 120V119H79ZM97 120V119H96ZM106 120V119H105ZM121 120V119H120ZM8 121V122H9ZM44 121V120H43ZM60 121V120H59ZM80 121H83V120H80ZM86 121V120H85ZM84 121V122H85ZM93 121H95L94 119H93ZM124 121V120H123ZM238 121V120H237ZM244 121V120H243ZM242 121V122H243ZM41 122V121H40ZM60 122H62V121H60ZM106 122H108V121H106ZM208 122V121H207ZM231 122V121H230ZM250 122V121H249ZM10 123V122H9ZM43 123V122H42ZM44 123H45V121H44ZM88 123V122H87ZM99 123V122H98ZM41 124V123H40ZM53 124V123H52ZM55 124H56V122H55ZM54 124V125H55ZM70 125L69 126H71V123H69ZM75 125H76V123H74ZM80 123H78L77 125H79ZM82 124H84V123H82ZM97 124V123H96ZM244 124V123H243ZM247 124H249V123H247ZM57 125V124H56ZM55 125V126H56ZM63 125H64V122H63ZM89 125V124H88ZM161 125V129H159V128H157V126H160ZM217 125V124H216ZM220 125V124H219ZM251 125V124H250ZM38 126V125H37ZM44 126V125H43ZM53 126V125H52ZM68 126V125H67ZM84 126H86V125H84ZM90 126V125H89ZM100 126V125H99ZM107 126H104V127H107ZM229 126V125H228ZM245 126H248V125H245ZM61 127V126H60ZM79 127H80V125H79ZM92 127V126H91ZM98 127V126H97ZM103 127V128H104ZM183 127V126H182ZM217 127V126H216ZM223 127V126H222ZM58 128V127H57ZM83 128V127H82ZM102 128V127H101ZM102 128V129H103ZM246 128H249V127H246ZM71 129H73V128H71ZM91 129V128H90ZM242 129V128H241ZM251 129V128H250ZM249 129V130H250ZM36 130H37V128H36ZM43 130V129H42ZM61 130V129H60ZM66 130V129H65ZM65 130H63V131H65ZM70 130V129H69ZM197 130V129H196ZM247 130V129H246ZM258 130H260V132H261V129H258ZM39 131V130H38ZM67 131V130H66ZM73 131V130H72ZM185 131V130H184ZM231 131V130H230ZM242 131H243V129H242ZM248 131V130H247ZM40 132V131H39ZM48 132V131H47ZM75 132V131H74ZM94 132V131H93ZM214 132V131H213ZM233 131H231L230 133H232ZM50 132H48V134H49ZM186 133V132H185ZM198 132H196V134H197ZM206 133H208V132H206ZM212 133V132H211ZM250 133V132H249ZM257 133V132H256ZM256 133H255V137H256ZM40 134V133H39ZM42 134V133H41ZM44 134V133H43ZM47 134V135H48ZM75 134H76V132H75ZM209 134V133H208ZM208 134H203V135H199V136H197V141L198 140H201V143L199 144L201 147H203V149H208V150H210L211 152H216V153H218V152H221V153H224V154H228V155H230V156H232V157H234V158H236V160L238 159V160H241V161H244V162H249V158L250 157H254V154H256V153H258V151L256 152V153H254L255 151H253L252 150V147L249 145V142H247V136L245 135V132H244V134H243V138H240V140L237 142V138H234V136H232L233 138H234V141H232V142H230L229 140H226V139H223V140H213V135H211V136H209ZM215 134V133H214ZM241 134V133H240ZM253 134H254V132H253ZM258 134V133H257ZM50 135V134H49ZM52 135V134H51ZM50 135V136H51ZM78 135V134H77ZM83 135V134H82ZM190 135V134H189ZM221 135V134H220ZM229 135V134H228ZM55 136H57V135H55ZM54 135H53V137H55ZM71 136H72V134H71ZM188 136V135H187ZM193 136H195V135H193ZM221 136H223V135H221ZM236 137H237V135H235ZM250 136V135H249ZM62 136H60L59 138H61ZM73 137V136H72ZM76 137V136H75ZM87 137V136H86ZM85 136H84V138H86ZM212 137V138H211ZM224 137V136H223ZM222 137V138H223ZM240 137V136H239ZM238 137V138H239ZM242 137V136H241ZM258 137V136H257ZM52 138V137H51ZM74 138V137H73ZM73 138H71V139H73ZM78 138V137H77ZM81 138V137H80ZM89 139H90V137H88ZM98 138V137H97ZM216 138V137H215ZM227 138V137H226ZM251 138V137H250ZM99 139V138H98ZM220 139V138H219ZM231 139V138H230ZM249 139V138H248ZM62 141H63V138L61 139ZM76 140H78V139H76ZM81 139H79V141H80ZM92 140V139H91ZM235 140H236V142H235ZM1 141V140H0ZM71 141H73V140H71ZM90 141V140H89ZM94 141V140H93ZM97 141V140H96ZM249 141V140H248ZM251 141V140H250ZM2 142V141H1ZM64 144H66V142H65V139H64ZM69 142H70V140H69ZM81 142V141H80ZM100 142V141H99ZM195 142V141H194ZM60 143H61V141H60ZM72 143H75V139H74V142H72ZM82 143V142H81ZM92 143V142H91ZM95 143V142H94ZM195 143H197V142H195ZM70 144H71V142H70ZM264 144V143H263ZM72 145V144H71ZM78 145V144H77ZM61 146V145H60ZM64 146V145H63ZM66 146H69L70 147V145H66ZM65 147V146H64ZM75 147L77 148V146L75 145ZM133 147H131V148H133ZM249 147L251 148V149H249ZM255 147V146H254ZM61 148V147H60ZM66 148V147H65ZM73 148V147H72ZM258 148H260V147H258ZM70 149V148H69ZM75 149V148H74ZM83 148H81V150H82ZM254 149V148H253ZM76 150H78V149H76ZM98 150V149H97ZM96 150V151H97ZM106 150V149H105ZM259 150V149H258ZM75 151V150H74ZM78 151H80V150H78ZM86 151V150H85ZM99 151V150H98ZM204 151V150H203ZM71 152H72V150H71ZM75 152H77V151H75ZM261 152V151H260ZM96 154V153H95ZM259 154V153H258ZM261 155V154H260ZM98 156V155H97ZM255 156H257V155H255ZM77 157H79V156H77ZM92 157V156H91ZM260 157V156H259ZM264 157V156H263ZM80 158V157H79ZM87 158H90V157H88L87 156ZM81 159V158H80ZM259 166V168H260V172H263V174H264V164H258L257 165V167ZM246 172H248V171H246ZM244 173H245V171H244ZM249 174V173H248ZM250 175V174H249ZM248 175V177H251V176H249ZM247 177V178H248ZM263 179V178H262ZM248 180H249V178H248ZM247 180V181H248ZM259 180V179H258ZM264 180V179H263ZM251 181H252V178H251ZM248 182H250V181H248ZM247 182V183H248ZM258 182V181H257ZM254 183V182H253ZM258 184H260V183H258ZM257 184V185H258ZM263 184V186H261L260 188H261V191H259V192H261V193H263L264 192V182L262 183ZM247 185V184H246ZM256 188H257V186H255ZM116 189V188H115ZM122 190L124 191V189L122 188ZM121 190V191H122ZM259 190V189H258ZM257 190V191H258ZM98 191V190H97ZM107 191V190H106ZM116 191V190H115ZM118 191H119V189H118ZM254 191H255V188H254ZM133 192V191H132ZM91 193V192H90ZM250 193V192H249ZM248 193V194H249ZM99 194V193H98ZM115 194V193H114ZM246 194V193H245ZM253 194H255V193H253ZM259 194V193H258ZM258 194H257V197H258ZM113 195V194H112ZM123 195V194H122ZM121 195V196H122ZM250 195V194H249ZM262 195H264V193L262 194ZM262 195H260V196H262ZM109 196H110V194H109ZM137 197H138V195H136ZM90 197V196H89ZM160 197V196H159ZM254 197H255V195H254ZM257 197H256V199H257ZM118 198H119V196H118ZM136 198V197H135ZM135 198H129V199H127L128 200V202L131 204H133V203H143L140 199V201L138 200H134ZM152 198V197H151ZM163 198V197H162ZM115 199V198H114ZM166 199H169V197L168 198H166ZM170 199H171V197H170ZM174 199V198H173ZM253 199H255V198H253ZM258 199H260V198H258ZM122 200H123V198H122ZM127 200H125L124 199V201H127ZM152 200V199H151ZM172 200V199H171ZM181 200H184V199H181ZM144 201V200H143ZM153 201V200H152ZM157 202H158V200H156ZM155 201V202H156ZM164 201V200H163ZM170 201V200H169ZM174 201V200H173ZM177 201V200H176ZM178 201H179V199H178ZM178 201H177V204H178ZM256 201V200H255ZM260 201H263V199H261ZM127 202V203H128ZM145 202V201H144ZM154 202V201H153ZM165 202V201H164ZM167 202H168V200H167ZM250 202H252V201H250ZM138 203V204H139ZM146 203V202H145ZM144 203V204H145ZM149 203H151V202H149ZM176 203V202H175ZM174 203V204H175ZM260 204H262L261 202H259ZM108 204V203H107ZM156 204V203H155ZM158 204H159V202H158ZM165 204H167V203H165ZM148 204H145V206H147ZM162 206H164V204H161ZM172 205V204H171ZM190 205V204H189ZM255 205H256V203H255ZM264 205V204H263ZM149 206V205H148ZM175 206V205H174ZM258 206V204L256 205V207ZM261 205H259V207H260ZM151 207V206H150ZM153 207V206H152ZM154 207H155V205H154ZM165 207V206H164ZM179 207V206H178ZM188 207V206H187ZM264 207V206H263ZM158 208V207H157ZM166 208V207H165ZM184 208V207H183ZM190 208H191V206H190ZM115 209V208H114ZM122 210H124L123 208H121ZM121 209H119V210H121ZM163 209V208H162ZM168 209V208H167ZM240 209V208H239ZM168 210H170V209H168ZM173 210H175V209H173ZM185 210V209H184ZM252 210V209H251ZM255 210H257L256 208H255ZM125 211H127V210H125ZM182 211H183V209H182ZM214 211H216V210H214ZM124 212V211H123ZM130 213V212H129ZM129 213H126V215L127 214H129ZM175 213V212H174ZM217 213V212H216ZM215 213V214H216ZM222 213H224V212H222ZM221 213V214H222ZM249 213V212H248ZM252 213V212H251ZM115 214H116V212H115ZM119 214V213H118ZM118 214H116V215H118ZM122 214V213H121ZM218 214H220V213H218ZM220 214V215H221ZM258 214V213H257ZM113 215V214H112ZM124 215V214H123ZM126 215H124V217L126 216ZM229 215V214H228ZM251 216L250 217H252L253 215L252 214H250ZM256 215V214H255ZM254 215V216H255ZM261 215H262V212H261ZM119 216V215H118ZM128 216V215H127ZM127 216H126V218H127ZM227 216V215H226ZM246 216H249V214L248 215H246ZM130 217V216H129ZM128 217V218H129ZM131 217H133V216H131ZM243 217V216H242ZM120 218V217H119ZM253 218V217H252ZM252 218H250V219H252ZM152 219H154V218H152ZM169 219V217L167 218V220ZM244 219V218H243ZM242 219V220H243ZM255 219V218H254ZM260 219V218H259ZM258 219V220H259ZM263 219V218H262ZM156 220V219H155ZM154 220V221H155ZM172 220V219H171ZM241 220V221H242ZM256 220H257V218H256ZM255 220V221H256ZM120 221V220H119ZM118 221V222H119ZM157 221H159V220H157ZM244 221V220H243ZM254 221V220H253ZM117 222V221H116ZM121 222V221H120ZM175 222V221H174ZM246 222V221H245ZM250 222V221H249ZM248 222V223H249ZM123 223V222H122ZM121 223V224H122ZM168 223H170V222H168ZM243 223V222H242ZM258 223V222H257ZM159 224H161V222H159ZM245 224V223H244ZM252 225L254 224V226H256V222L255 223H251ZM259 224H260V222H259ZM149 225H151V224H149ZM157 225V224H156ZM247 225V224H246ZM258 225V224H257ZM123 226H124V224H123ZM122 226V227H123ZM153 226V225H152ZM253 226V227H254ZM150 227V226H149ZM154 227V226H153ZM165 227V226H164ZM258 227H260L261 229H263L264 230V224L263 225H258ZM258 227L256 228V229H258ZM124 228H125V226H124ZM151 229V228H150ZM123 230V229H122ZM108 231H110V229L108 230ZM148 231H149V229H148ZM156 231V230H155ZM105 232H107V229H106V231ZM112 232H114V231H112ZM119 232V231H118ZM118 232H116V233H118ZM159 232V231H158ZM257 232H260V231H257ZM120 233H122V235H123V232H121L120 231ZM128 233V232H127ZM132 233V232H131ZM131 233H128V234H130L131 235ZM263 233V232H262ZM111 234H113V233H111L110 232V235ZM245 234V233H244ZM104 236H105V233L103 234ZM106 235H107V233H106ZM109 235V234H108ZM134 235V234H133ZM116 236H118V235H116ZM121 236V235H120ZM125 236H127V235H125ZM135 236V235H134ZM248 236V235H247ZM113 237V236H112ZM136 237H140V236H136ZM135 237V238H136ZM105 238H106V236H105ZM115 238H118V237H115ZM125 238V237H124ZM257 238V237H256ZM259 238V237H258ZM120 239V238H119ZM261 239V238H260ZM257 240V239H256Z\"/></svg>", "mask_w": 264, "mask_h": 264}]
</instances>
